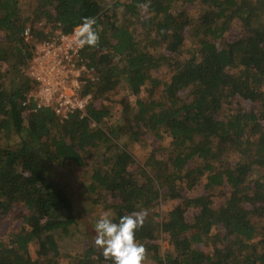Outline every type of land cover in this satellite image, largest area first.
Segmentation results:
<instances>
[{"label": "trees", "instance_id": "16d2710c", "mask_svg": "<svg viewBox=\"0 0 264 264\" xmlns=\"http://www.w3.org/2000/svg\"><path fill=\"white\" fill-rule=\"evenodd\" d=\"M85 17L100 38L82 50L96 76L82 75L85 114L33 110L35 43ZM142 140L156 144L138 158ZM87 160L113 222L148 211L147 264H264V0H0V264H112L58 243L76 217L52 165Z\"/></svg>", "mask_w": 264, "mask_h": 264}, {"label": "built area", "instance_id": "2783aa9c", "mask_svg": "<svg viewBox=\"0 0 264 264\" xmlns=\"http://www.w3.org/2000/svg\"><path fill=\"white\" fill-rule=\"evenodd\" d=\"M78 25L69 32L55 29L35 43L27 67L28 75L35 82L27 94V100L33 101V110L49 106L61 118L74 111L85 114L89 93L81 94L82 75L88 71L91 79L96 76L92 73L93 65L82 53L83 48L75 43L74 33ZM23 34H28V27Z\"/></svg>", "mask_w": 264, "mask_h": 264}, {"label": "rangeland", "instance_id": "374dc122", "mask_svg": "<svg viewBox=\"0 0 264 264\" xmlns=\"http://www.w3.org/2000/svg\"><path fill=\"white\" fill-rule=\"evenodd\" d=\"M240 24L233 23L227 31L229 36L241 33ZM190 37H187V41H190ZM169 72V68L166 64H162L160 67L152 72L153 74L164 76ZM124 88L119 85L110 93V97L104 99L103 102L109 106L112 112V116L118 114V102L117 98L125 97L127 92ZM129 98H131L129 96ZM151 144H156V140L152 142L141 141L136 145L133 150L138 158L144 156V153ZM90 162L87 160L83 166H66L59 163H54L52 165V175L55 179L65 188L66 192L69 194L73 204V211L76 217V222L70 226L69 233H60V239L58 240L60 250L63 252L74 251L82 249L85 247L86 243H92L95 245V224L100 216L105 211H110L103 206L101 203L105 196L104 191L91 192L87 188V184L90 181ZM199 189V186H197ZM198 189L189 191V194H195ZM96 196H99L100 201L97 202ZM223 195L217 194L213 197L215 204H218ZM171 201H162L159 203L158 208L162 211L165 210L166 206L170 204ZM191 211L188 210V214ZM10 229V222L0 217V236L4 235ZM161 246L164 248L167 246L166 238L161 240ZM35 250L36 245L32 246ZM145 264H147L145 262Z\"/></svg>", "mask_w": 264, "mask_h": 264}, {"label": "clouds", "instance_id": "9594fccd", "mask_svg": "<svg viewBox=\"0 0 264 264\" xmlns=\"http://www.w3.org/2000/svg\"><path fill=\"white\" fill-rule=\"evenodd\" d=\"M147 4L144 5L147 8ZM95 19L85 17L74 33L75 43L83 48L96 47L99 33L94 28ZM114 213L105 211L95 224V246L102 251L105 260L112 264H145L147 250L137 241L136 231L144 226L148 211L142 209L119 218L113 222Z\"/></svg>", "mask_w": 264, "mask_h": 264}]
</instances>
